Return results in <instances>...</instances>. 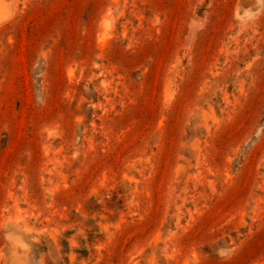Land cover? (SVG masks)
<instances>
[{"label": "rangeland", "instance_id": "rangeland-1", "mask_svg": "<svg viewBox=\"0 0 264 264\" xmlns=\"http://www.w3.org/2000/svg\"><path fill=\"white\" fill-rule=\"evenodd\" d=\"M0 264H264V0H0Z\"/></svg>", "mask_w": 264, "mask_h": 264}]
</instances>
